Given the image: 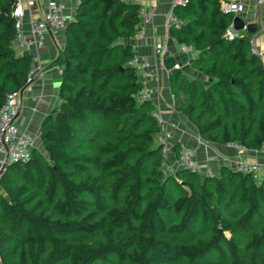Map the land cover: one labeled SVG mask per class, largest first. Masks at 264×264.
I'll use <instances>...</instances> for the list:
<instances>
[{"label": "trees", "instance_id": "trees-1", "mask_svg": "<svg viewBox=\"0 0 264 264\" xmlns=\"http://www.w3.org/2000/svg\"><path fill=\"white\" fill-rule=\"evenodd\" d=\"M78 1L53 63L63 67L62 102L41 124L44 152L0 172L1 264H264V180L229 167L166 171L155 106L137 97L144 84L124 43L139 32L142 5ZM15 6L0 0V108L26 89L34 60L15 50ZM174 14L183 25L170 34L198 51L190 64L203 76L170 73L175 109L205 142L260 150L258 33L226 38L233 15L220 0H187Z\"/></svg>", "mask_w": 264, "mask_h": 264}, {"label": "built area", "instance_id": "built-area-1", "mask_svg": "<svg viewBox=\"0 0 264 264\" xmlns=\"http://www.w3.org/2000/svg\"><path fill=\"white\" fill-rule=\"evenodd\" d=\"M130 2H141L142 0H128ZM187 0H174L171 11L167 15V32L168 39L172 40L174 48H171L168 43H158L155 46L156 53L161 57L163 62V70L169 76L173 70H180L179 64H174L173 67H168L166 62L169 59H176L178 55L189 57L190 60L198 55V51L190 45L178 43L171 35L172 27H180L183 21L178 19L174 14L176 6H185ZM221 10L226 14L233 15V22L226 31V38L234 40L243 38L248 34V25L252 23L259 24L264 31V24L262 20V11L264 8V0H220ZM36 8L39 12L38 17L31 18L29 22L30 37H27L24 31L25 17L31 9ZM254 11L252 17L249 19V9ZM66 6L56 0H16V6L13 16L16 19V39L15 44L19 47L22 54L28 53L33 55V51L41 50L46 45V37L53 32L65 30L71 22L65 13ZM141 24L137 38L142 39L145 27L150 25L156 14V8L153 5L150 9L142 6ZM240 18L244 22L242 29H237L234 25V19ZM253 51H257V39L251 41ZM33 65L28 75L27 84L33 83L39 76L42 77L44 67L41 64L38 55H33ZM128 66L134 68L139 75L140 80L144 84L143 89L138 94L140 101L152 100L154 92L149 86V82L155 79V73L152 63L145 57L135 56V58L128 63ZM22 92H14L9 94L3 106L0 108V171L4 169L7 163L17 161H27L35 149V138L26 131H22L16 124V120L20 115L22 109L21 103ZM161 131L158 135V144L162 147L163 156L166 161V171L175 172L183 169L193 173H201L206 176L214 175L211 171H204L199 164L196 151L185 143H181L180 154L177 157V167L172 169L169 167L167 161L172 153L173 146V130L177 129V125L167 122L161 115H156ZM229 148L237 150L240 154H245L251 150L237 143H229ZM251 152L264 154V146L260 150H252ZM236 170L250 174L256 182L264 180V166L260 163H251L240 161ZM1 264V263H0Z\"/></svg>", "mask_w": 264, "mask_h": 264}, {"label": "crops", "instance_id": "crops-1", "mask_svg": "<svg viewBox=\"0 0 264 264\" xmlns=\"http://www.w3.org/2000/svg\"><path fill=\"white\" fill-rule=\"evenodd\" d=\"M26 0H23L25 2ZM66 6V15L72 21L75 18L79 4L78 0H56ZM137 3V2H135ZM139 3V2H138ZM139 4L150 9L153 5L156 14L150 25H147L142 32L143 38H130L124 41L130 44L136 55L148 59L154 69L155 79L149 82V86L154 92L152 102L155 106V115H161L167 122L177 125L173 130V143H185L196 151V157L204 171H211L214 175H219L223 167L235 169L240 161L260 163L264 166V154L256 152H246L240 154L237 150L229 148L227 145L208 143L201 139L196 128L175 109L174 97L171 93L169 76L163 70V62L156 53L155 46L158 43H168L174 48L172 40L168 39L167 15L171 11L174 0H142ZM254 11L249 9L248 18L250 19ZM264 14V8L262 16ZM39 12L36 8L31 9L25 17L24 31L30 37L29 22L33 17H38ZM264 16L262 17L263 20ZM264 24V23H263ZM258 53L264 58V33L257 32ZM171 35V34H170ZM65 46V30L51 33L46 37V45L43 49L33 51V55H38L44 67L42 77H38L33 83L28 85L21 95L22 109L16 120L20 130L31 134L35 140V149L44 152L42 145L41 124L45 117L61 104L59 96L62 84L63 67L53 65L60 55V51ZM15 50L22 54L19 47L15 44ZM181 66V71L190 77L203 79V76L195 71L190 58L178 55L175 64ZM158 140V135L156 142ZM158 144V142H157ZM169 167L175 170L177 167V154L172 152L167 161ZM1 263V259H0Z\"/></svg>", "mask_w": 264, "mask_h": 264}, {"label": "water", "instance_id": "water-1", "mask_svg": "<svg viewBox=\"0 0 264 264\" xmlns=\"http://www.w3.org/2000/svg\"><path fill=\"white\" fill-rule=\"evenodd\" d=\"M70 23V22H69ZM69 25V24H68ZM234 25L237 29H242L244 27V22L240 19V18H235L234 19ZM261 29L259 24L256 23H252L248 25V33L249 34H254L259 32ZM28 86V85H27ZM24 92V90L22 91V93ZM1 172V171H0ZM221 233V230H220Z\"/></svg>", "mask_w": 264, "mask_h": 264}, {"label": "rangeland", "instance_id": "rangeland-1", "mask_svg": "<svg viewBox=\"0 0 264 264\" xmlns=\"http://www.w3.org/2000/svg\"><path fill=\"white\" fill-rule=\"evenodd\" d=\"M263 16H264V14H263ZM263 33H264V31H263ZM257 51H260V48H258L257 47ZM264 56V55H263ZM263 58V57H262ZM263 60H264V58H263ZM175 171V170H174ZM177 171V170H176Z\"/></svg>", "mask_w": 264, "mask_h": 264}]
</instances>
